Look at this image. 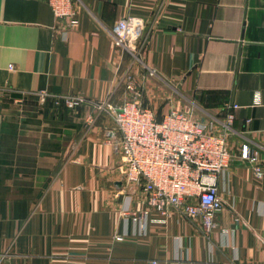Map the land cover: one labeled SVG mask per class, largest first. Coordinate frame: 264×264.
I'll use <instances>...</instances> for the list:
<instances>
[{
	"label": "crops",
	"instance_id": "0c3cea01",
	"mask_svg": "<svg viewBox=\"0 0 264 264\" xmlns=\"http://www.w3.org/2000/svg\"><path fill=\"white\" fill-rule=\"evenodd\" d=\"M73 1L65 31L47 0H0V264H264V180L241 157L264 161V0ZM130 17L139 58L112 35ZM128 99L217 133L234 112L210 233L126 186L111 108Z\"/></svg>",
	"mask_w": 264,
	"mask_h": 264
},
{
	"label": "built area",
	"instance_id": "2783aa9c",
	"mask_svg": "<svg viewBox=\"0 0 264 264\" xmlns=\"http://www.w3.org/2000/svg\"><path fill=\"white\" fill-rule=\"evenodd\" d=\"M47 1L65 31L77 27L78 10L73 0ZM144 27L143 21L131 17L119 21L112 33L115 44L139 58ZM82 100L68 98L66 104L76 107ZM105 107L100 105L101 109ZM111 109L116 124L113 145L121 158L120 169L126 186L141 189L149 205L165 217L180 214L200 219L206 233L213 231L223 208L219 178L232 158L227 139L234 112L227 113L224 131L217 133L214 122L200 120L191 112L174 109L158 119L152 108L136 99H128ZM89 121L93 122V118ZM241 157L251 163L255 180L263 181L264 161L260 150L244 144ZM125 214L136 216L137 213Z\"/></svg>",
	"mask_w": 264,
	"mask_h": 264
},
{
	"label": "trees",
	"instance_id": "16d2710c",
	"mask_svg": "<svg viewBox=\"0 0 264 264\" xmlns=\"http://www.w3.org/2000/svg\"><path fill=\"white\" fill-rule=\"evenodd\" d=\"M10 154H12V153H11V152H7V153H6L7 157H9Z\"/></svg>",
	"mask_w": 264,
	"mask_h": 264
}]
</instances>
